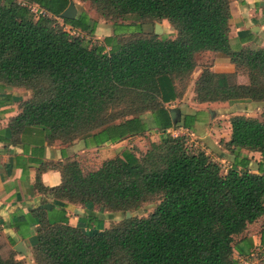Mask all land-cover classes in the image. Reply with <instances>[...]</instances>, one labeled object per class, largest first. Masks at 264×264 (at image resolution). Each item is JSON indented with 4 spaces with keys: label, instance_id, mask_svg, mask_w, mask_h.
Returning <instances> with one entry per match:
<instances>
[{
    "label": "trees",
    "instance_id": "16d2710c",
    "mask_svg": "<svg viewBox=\"0 0 264 264\" xmlns=\"http://www.w3.org/2000/svg\"><path fill=\"white\" fill-rule=\"evenodd\" d=\"M71 1L0 0V89L30 92L9 119L11 133L39 129L48 140L84 139L94 146L152 130L159 139L138 156L126 151L95 166L80 159L54 164L60 184L46 188L37 182L39 190L63 201V207L81 205L87 211L73 226L65 210H34L32 261L238 264L235 253L247 255L253 247L248 225L264 216V163L253 170L242 153L264 158V113L229 118L223 144L233 158L222 172L188 137L170 131H194L199 114L182 115L166 104L183 96L197 67L192 101L264 102V47L231 48L230 0H79L115 27L103 43L86 38L97 27L86 12L60 17ZM132 15L135 22L116 21ZM164 20L174 38L143 28ZM206 51L226 54L235 71L199 65ZM239 71L247 83L235 80ZM151 202L156 205L147 215L125 217ZM105 212L122 213L123 219L103 227ZM0 264L25 262L14 250L4 256L0 244Z\"/></svg>",
    "mask_w": 264,
    "mask_h": 264
},
{
    "label": "crops",
    "instance_id": "0c3cea01",
    "mask_svg": "<svg viewBox=\"0 0 264 264\" xmlns=\"http://www.w3.org/2000/svg\"><path fill=\"white\" fill-rule=\"evenodd\" d=\"M230 10L229 43L231 48L238 49L242 46L264 47V0H230ZM162 23L168 22L164 20ZM168 25L170 26L169 23ZM170 28L171 33L163 36L174 38L175 31L171 26ZM107 36L111 35L107 34ZM205 54L212 56V61L209 64L213 71L219 73L235 71L234 65L226 54L206 51L202 55ZM200 72V67L193 71L189 85L184 93L192 95L189 96V99H186L185 96L175 99L177 103L181 101L182 104L188 105L191 103L202 104L192 101L194 81ZM241 81V83H246L244 76L241 77ZM21 91L27 94H23ZM29 97L30 92L22 88L0 89V243L9 245L12 249H14L16 244L20 243V250L14 249L18 259H32L31 246L35 241L36 228L38 226L37 217L33 213L34 210L44 209L48 212L65 210V216L71 225L75 226L79 223L78 217L80 215L77 216L75 213L78 214L82 210L83 207L81 205L68 204L63 207V201L55 199L37 187V182L46 188L60 184V172L53 168V165L68 159L86 160L87 154L93 151H98L99 153L97 154L99 155L103 154L102 160L117 154L120 155L122 152L119 151L124 148H119L120 145H126L128 142L122 143L133 139L132 137L119 143H106L101 146H94L90 140L84 139H76L71 143H63L59 139L48 140L45 132L39 129L27 130L20 135L13 136L8 128L9 119L20 112L19 101ZM166 105L169 108L179 107H174L177 104ZM178 109L181 111L180 108ZM195 112L199 114L201 119L194 125V131L197 133L200 125H203L205 121L202 109L193 108L185 112L181 111V114H192ZM228 124V133L225 140L229 138L230 134L229 121ZM176 129L183 130V128ZM194 131L191 132L194 133ZM107 145L111 148L103 149ZM114 214L116 215L114 218H116L117 213ZM261 218L252 224L258 223ZM108 221L107 218L104 219L103 227L109 226L111 222ZM263 234L264 228L259 233L258 247H256V236H250L253 241V247L250 249L249 254L238 255L235 253L238 258V264H264Z\"/></svg>",
    "mask_w": 264,
    "mask_h": 264
},
{
    "label": "rangeland",
    "instance_id": "374dc122",
    "mask_svg": "<svg viewBox=\"0 0 264 264\" xmlns=\"http://www.w3.org/2000/svg\"><path fill=\"white\" fill-rule=\"evenodd\" d=\"M75 7L77 8V15L80 12H86L92 19L97 21V27L92 36H86V38H89L94 43H103L104 38L107 36V34L113 35L115 32V27L113 26L111 21H106L103 18H101L93 7L89 5L88 2H81L79 0H73ZM117 23L122 24H128L136 21L135 16H129L124 19H118L116 20ZM159 23L162 29L161 36L169 35L171 33V28L168 25V23H162V22H156ZM143 28L146 32H151L154 30V24H144ZM72 33H77V31L72 30ZM127 33L120 34L126 35ZM199 65L203 64H209V62L212 61V56L210 54L202 55L198 58ZM239 76V77H238ZM244 76V80L246 83L248 82V77L245 73H242L239 71L237 73V77L235 78L236 81H241V77ZM240 78V79H239ZM243 80V79H242ZM23 92V91H21ZM23 94H27L26 92H23ZM192 94H183V97L185 96L186 99H189V96ZM174 107H178L181 109L182 112H185L187 110H192L193 108H201L202 112H204V123L203 125H200L199 132H191L190 130H179V129H171V133L174 135H185L188 137V141L194 148H198L201 150H204L212 159H214L216 162H218L221 166V171L225 172L229 166L231 165V161L233 156L224 148L223 142H225L226 135L228 133V121L229 118L234 114H243L246 116L251 117H261L264 113V102H238V103H228V102H217V103H202V104H182L181 101L177 103V101H171L168 103V105H176ZM159 138V134L156 131H150L148 132L144 137H135L133 139H129L125 142H128L126 145H120L119 148L121 149L119 152H126V151H133L137 156L140 152H144L150 145V142H152L154 139ZM208 141H210L208 143ZM119 143V142H118ZM110 146L107 145L103 149L109 148ZM111 148V147H110ZM98 151L89 152L87 154V158L85 163L88 166H95L98 165L99 162L103 159L104 156L97 154ZM242 153L244 155H247L251 159L250 168L253 170L257 169L258 163L261 161L264 163V158L260 155L259 152H249L247 150H242ZM156 203H144L134 211H129L131 216H144L150 213ZM77 210V209H76ZM86 208H82L81 211L78 212V214L75 213V215H83L86 213ZM114 213H108L105 212L104 219L107 218L111 223L113 221H120L123 219L122 213H117V217ZM126 217V216H125ZM108 221V222H109ZM107 222V224H108ZM264 228V217L261 218L260 221L256 224H252L247 227L246 234L248 236H256L257 239V245L259 242V233L261 229ZM1 244V251L4 256H7L8 253H10L12 249L9 245ZM25 264H34L32 259L30 258H23Z\"/></svg>",
    "mask_w": 264,
    "mask_h": 264
},
{
    "label": "water",
    "instance_id": "95a60500",
    "mask_svg": "<svg viewBox=\"0 0 264 264\" xmlns=\"http://www.w3.org/2000/svg\"><path fill=\"white\" fill-rule=\"evenodd\" d=\"M77 14V8L75 7V4L73 1H71L69 3V5L65 8V10L60 14V17L62 18H74ZM154 34L156 35H160L162 33V29L159 23H155L154 24V30H153ZM126 218L132 217L130 215V212L127 211L125 214ZM21 248V244L18 243L14 246L15 250H20Z\"/></svg>",
    "mask_w": 264,
    "mask_h": 264
},
{
    "label": "built area",
    "instance_id": "2783aa9c",
    "mask_svg": "<svg viewBox=\"0 0 264 264\" xmlns=\"http://www.w3.org/2000/svg\"><path fill=\"white\" fill-rule=\"evenodd\" d=\"M32 10L37 11V6H32ZM40 12H42V10H40Z\"/></svg>",
    "mask_w": 264,
    "mask_h": 264
}]
</instances>
